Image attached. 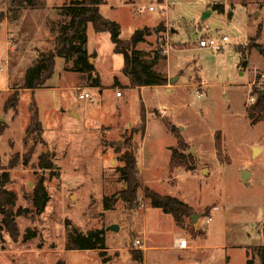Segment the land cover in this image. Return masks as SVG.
<instances>
[{"label":"rangeland","instance_id":"1","mask_svg":"<svg viewBox=\"0 0 264 264\" xmlns=\"http://www.w3.org/2000/svg\"><path fill=\"white\" fill-rule=\"evenodd\" d=\"M72 1L34 0L32 5L0 0V15L6 16L0 27V59L8 61V69L0 71L4 128L0 175L10 173L6 188L17 195L15 210H28L16 219L17 240L6 229L0 211V264H247L248 259L264 264V150L254 154L252 148L264 147V126H252L247 118L257 76L264 73V51H259L260 46L264 48V0H166V8L160 0H106L101 13L121 25L123 39L159 20L151 28L162 23L165 31H154L138 48L163 50L165 56V49L188 48L176 53L173 66L184 69L193 82L201 80L206 85L169 97L154 88L140 90L116 83L117 77L125 79L124 57L115 53L111 33L96 32L90 24L89 47L99 53L102 78L101 88L88 89L95 103L79 98L78 89L89 87L86 77L69 71L73 62L60 58L45 89L22 92L16 110H6V100L13 92L20 93L28 68L54 46L59 27L68 20L62 7ZM214 4H224L226 13L208 11ZM151 5L156 11L150 10ZM13 10L19 11L17 17ZM165 17L177 33L173 34ZM258 31L261 45L251 50L242 75L237 47L250 44ZM223 36L229 41L223 42ZM208 37L217 39L223 49L200 47V40ZM165 67L163 60L157 69ZM9 74L15 91L5 93ZM179 101L189 105L181 118L191 126L176 127L185 141L195 138L186 141L189 149L185 151L194 156L195 171L185 167L171 171L170 150L178 148V138L160 120H170L166 110L146 109V132H141L143 107H175ZM34 104L43 123L41 136L30 132ZM179 120L178 116L171 119ZM217 134L223 140L221 154ZM130 147L138 154L142 182L140 205L133 211L123 200L126 184L119 171L124 166L123 153ZM44 153L52 156L54 169L39 168ZM41 180L49 201L38 213L33 195ZM146 186L188 203L192 215H200L198 226L192 216L179 226L172 215L153 208L145 196ZM105 197L117 201L113 210H104ZM113 224L118 231L108 229ZM156 225L163 236L153 232ZM100 228L107 233L104 256L98 249H66L72 230L88 233ZM30 231L34 235L27 236ZM179 238L187 239L188 248L178 247ZM138 240L142 246L136 244ZM133 250L143 251V262L133 259Z\"/></svg>","mask_w":264,"mask_h":264},{"label":"trees","instance_id":"2","mask_svg":"<svg viewBox=\"0 0 264 264\" xmlns=\"http://www.w3.org/2000/svg\"><path fill=\"white\" fill-rule=\"evenodd\" d=\"M19 4H34V0H15ZM104 0H73L70 4L62 7L63 15L68 19L64 22L58 31V36L54 39V48L40 54L37 61L32 64L26 73L25 83L20 89L36 90L46 86V83L51 79L55 72L56 59L63 58L67 63L72 61L74 66L73 71L83 73L88 79L91 87H102L101 76L97 72L95 64L90 62V58L94 55H89L87 50L88 44V27L91 24L96 32L111 33L112 41L115 45V53L121 54L124 57L123 74L130 80L132 87L146 86H162L168 84V78L161 72L156 70V67L167 59L163 54V50H153L145 52L138 49V45L147 41V38L154 31H165L164 25L160 23L156 28L144 27L138 29L130 39H123L121 25L115 21L104 17L100 11ZM213 10L220 14L226 13L224 4L212 5ZM14 17L18 16L19 11L13 10ZM4 14L0 15V27L3 23ZM232 17V13L230 14ZM261 36V32L250 39V44L246 46H238L237 49L242 55L240 65L247 67L248 58L253 48L259 47L257 43ZM259 79L260 76H257ZM117 82V80H116ZM19 91V90H18ZM15 91L6 101L5 109L16 110L20 93ZM252 96H256V101L247 107L248 118L252 124L260 122L264 123V87L262 90L257 88L251 92ZM31 117L32 125L30 132L38 136L43 133V125L39 119L37 106ZM34 106L31 107V111ZM142 129L145 134L147 127L146 108H142ZM167 126L168 130L178 138V148H171V171L179 167H185L190 171H195L194 156L187 154L188 144L184 137L178 133L177 127L165 118L161 119ZM4 133V128L0 124V138ZM216 147L221 154L223 140L221 134L216 135ZM124 166L119 169L121 178L126 184L123 193V200L128 205L130 210H135L140 205L139 192L142 188V182L139 177V160L138 154L132 151L131 147L125 150L122 156ZM27 162V160H26ZM39 168L52 170L55 164L52 156L49 153L41 154L39 157ZM10 173L8 171L0 175V211L4 215L3 222L9 234L14 240L20 236V231L16 222L19 215L24 214L28 210L19 208L15 210L17 195L6 188L10 182ZM145 196L150 201L151 206L162 210L165 214L172 215L177 225L182 226L186 217L192 216V207L182 201L180 198L161 194L155 189L146 186ZM49 201V194L46 190L44 180H41L33 195V204L38 213L42 212ZM104 210L111 211L115 208L117 201L113 197H105L103 199ZM35 232L30 231L27 236L34 235ZM67 250H94L98 249L104 253L107 251V233L105 228L91 230L88 233H82L77 230H72L69 233ZM264 252V246L261 248ZM131 255L135 261L143 262V251H131ZM247 264H254L253 259H248Z\"/></svg>","mask_w":264,"mask_h":264},{"label":"crops","instance_id":"3","mask_svg":"<svg viewBox=\"0 0 264 264\" xmlns=\"http://www.w3.org/2000/svg\"><path fill=\"white\" fill-rule=\"evenodd\" d=\"M161 1V3H163L164 5H165V8L167 7V3H166V0H160ZM106 2V0H104V3ZM102 6H103V4L101 5V7H100V11L102 12ZM151 6H153V5H151ZM155 7V6H154ZM208 11H215V10H213V8H212V6H209V8L207 9ZM151 11H156V7H155V10H151ZM164 11H165V9H164ZM226 11H227V8H226ZM212 14V12L211 13H209V15H211ZM225 14V13H224ZM161 19V18H160ZM165 19H166V17H165ZM167 20V19H166ZM202 20H205V18L204 19H202ZM158 22H159V20L154 24V25H152V26H145V27H155L157 24H158ZM7 25H9V22H5ZM197 23V22H196ZM167 26H169V27H171V30H172V32H173V34L174 33H177L178 31V29H176L175 27H173V25H172V23L171 22H168V20H167ZM60 28V27H59ZM142 28H144V27H142ZM93 29H94V27H93ZM138 29H141V28H138ZM137 29V30H138ZM95 30V29H94ZM136 30V31H137ZM96 31V30H95ZM135 31V32H136ZM89 33H90V27H88V44H87V50H88V53H89V55H94V57H92V58H90V62H91V60L93 59V62H91L92 64H95V67H96V70H97V72L100 74V72H99V65H98V62H99V60H100V56H99V53H98V51L96 50V49H94V50H91L90 49V47H89ZM99 33H104V32H99ZM58 36V34L55 36V38ZM54 38V39H55ZM148 39V38H147ZM173 40H174V38H173ZM148 41V40H147ZM147 41L146 42H144V43H147ZM175 42V41H174ZM144 43H141V44H144ZM260 43V42H259ZM261 45V44H260ZM139 46V45H138ZM115 47V46H114ZM54 47H52L51 49H53ZM190 48V47H189ZM50 49V50H51ZM138 49H140V50H143V51H145V52H149V51H146L143 47H140V48H138ZM186 49H188V48H180L179 46H177L176 48L174 47V49H170L169 50V53H168V56H167V59L166 60H164V61H166V67H165V69L164 70H158L157 69V67H156V70L158 71V72H161V73H163L164 75H166V77L168 78V84H166V85H162V86H151V87H149V86H146V87H136V88H140V90H144V89H146V88H154V89H156V91L158 92V93H166L167 95H170L169 97H171V95H175V96H182L183 94H185L186 93V91L187 90H190V88H192V87H194V86H197V85H199V86H202V85H206V83H204V84H202L203 83V81H199V82H197V83H195V82H193L192 81V79H190L192 76H187L185 73H184V69H181L179 66L178 67H174L173 66V64H174V62H175V60H176V58H177V56H176V53H180V52H182V51H184V50H186ZM263 49V50H262ZM259 51H264V48L262 47V46H260V50ZM47 52V51H46ZM60 60V58H57L56 59V63H57V61H59ZM68 64H69V62H68ZM73 66H74V63L72 64ZM72 65H70L69 66V68H68V70L69 71H72L73 72V70H72V68H73V66ZM124 67V66H123ZM239 69H240V71H241V74L242 75H244V73L246 72V70H247V68H245V67H243V66H241V65H239ZM123 70V69H122ZM75 72V71H74ZM75 73H77L78 74V77H83V79L86 77V75H84L83 73H78V72H75ZM124 75V74H123ZM100 76H101V74H100ZM125 76V75H124ZM12 76L9 74V76H8V85H7V87H6V89H5V93H10V92H13V91H15V89H14V86L13 85H11L12 84ZM116 80H117V82L116 83H118V82H120L121 84L122 83H125V84H128L129 83V86H131L130 85V80H129V78L127 77V76H125V79H121V78H119V77H117L116 78ZM49 81V80H48ZM47 81V82H48ZM101 81H102V78H101ZM86 82H88V79H87V77H86ZM250 83V85H251V81L249 82ZM89 84V83H88ZM208 85V84H207ZM46 86H47V83H46ZM116 86V85H115ZM90 88V85H89V87H84V89H89ZM41 89H45V87H43V88H39V89H36V90H28V89H20V94L22 93V92H35V91H38V90H41ZM209 91H211V88H209ZM14 93V92H13ZM12 93V94H13ZM10 97V96H9ZM120 97H122V96H120ZM119 97V98H120ZM8 100V99H7ZM6 100V101H7ZM160 108H157V107H152V108H146V109H148V111L150 110V109H157V110H166L167 111V113H168V116L170 117V121H171V119L174 117V116H178L179 118H180V120H179V122H172L175 126H178V127H181V128H184L185 130H187L191 125L189 124V122H186L183 118H181L183 115H185V113L188 111V108H189V105H188V102L187 101H179L178 103H177V106H175V107H171V106H167V105H163V104H161L160 106H159ZM37 110H38V107H37ZM75 112V111H74ZM39 113V112H38ZM247 115V114H246ZM78 116V115H77ZM247 118H248V116H247ZM39 119H40V116H39ZM249 119V118H248ZM161 120V119H160ZM250 121V120H249ZM40 122L42 123V121L40 120ZM129 123L130 122H128L127 121V126L129 125ZM250 123H251V125L252 126H254V124H252V122L250 121ZM43 124V123H42ZM184 124H186V125H184ZM257 124H262L263 126H264V123L263 122H260V123H257ZM257 124H255V125H257ZM183 125V126H182ZM203 137V136H202ZM201 137V138H202ZM201 138H196V139H198V140H200ZM193 139H195V138H193ZM193 139H188V140H186L188 143L189 142H191V141H193ZM261 143L263 144L264 142H262L261 141ZM257 147V145H254L252 148H253V150H254V148H256ZM172 148H174V147H172ZM260 150L259 151H261V152H263V150H264V147H263V145H259V147H258ZM170 152H171V150H170ZM199 157H200V155H199ZM204 171V170H203ZM156 209V208H155ZM160 210V209H159ZM158 213V212H157ZM165 214V213H164ZM165 215H168V214H165ZM155 226V225H154ZM154 226H152V227H154ZM156 226H158V225H156ZM151 227V228H152ZM153 230V229H152ZM154 231H156V236L157 237H159V236H163V230L158 226V227H156V229L155 230H153V232ZM178 233V232H177ZM264 246V245H263Z\"/></svg>","mask_w":264,"mask_h":264},{"label":"built area","instance_id":"4","mask_svg":"<svg viewBox=\"0 0 264 264\" xmlns=\"http://www.w3.org/2000/svg\"><path fill=\"white\" fill-rule=\"evenodd\" d=\"M150 10H155L154 6H150ZM229 37L228 36H223V42H228ZM199 46L202 48H211L217 51H220L223 49V45L219 43V41L213 37H208L205 39H201L199 42ZM164 53H169V49H165ZM5 69H8V61L6 59L1 60L0 59V71H4ZM254 86L262 90L264 87V73L260 75V78L258 79V82H255ZM79 98L83 100L90 101L92 103H95V100L93 96L90 94L89 90L84 89V88H79ZM118 97L122 96V93L120 91L117 92ZM199 97H202L203 94L198 91ZM256 101V96H251L250 97V102L254 103ZM136 244L142 246V242L140 240L136 241ZM177 245L180 248H188V241L185 238H179L177 240Z\"/></svg>","mask_w":264,"mask_h":264},{"label":"water","instance_id":"5","mask_svg":"<svg viewBox=\"0 0 264 264\" xmlns=\"http://www.w3.org/2000/svg\"><path fill=\"white\" fill-rule=\"evenodd\" d=\"M91 62H93V59L91 60ZM259 150L260 149L258 147L254 148V151H255L254 154H256L257 152H259ZM189 151L190 152H193V154H195V156L197 157V159H200L199 154L196 152V150L194 148H190ZM249 176H250L249 173L247 171H245L244 172V178H245V180H248ZM199 217H200V215H198V214H193L192 215V221H193L195 227L198 226V218ZM108 229L113 230V231H118L119 230V226L117 224H113Z\"/></svg>","mask_w":264,"mask_h":264}]
</instances>
